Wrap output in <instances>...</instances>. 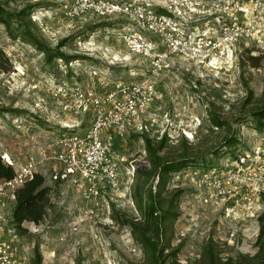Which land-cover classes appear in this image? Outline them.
Segmentation results:
<instances>
[{
    "label": "rangeland",
    "instance_id": "rangeland-1",
    "mask_svg": "<svg viewBox=\"0 0 264 264\" xmlns=\"http://www.w3.org/2000/svg\"><path fill=\"white\" fill-rule=\"evenodd\" d=\"M193 1L208 10L199 27L217 31L229 28L225 50L217 56V70L173 58L152 78L156 97L146 114V131L129 134L115 145L119 190L87 200L70 182L53 184V166L46 164L40 172L52 188V207L41 224H23L26 232L18 236L23 264H195L207 244L213 245L222 259L257 252L258 218L264 209V133L240 125L238 120L264 104V0ZM70 2L0 0V5L12 13L35 5L31 20L37 29L32 31L51 50L42 53L20 38L13 39L0 25V149L18 164L55 147L63 134L90 126V113L75 116L63 109L68 98L55 90L62 81L82 88L94 86L103 94L117 82L151 77L148 59L129 54L118 36L122 27H135L129 20L100 19L90 14L70 19L65 16ZM234 28L249 33L234 37ZM146 35L158 40L150 33ZM48 55L57 57L48 59ZM93 70L96 76L91 74ZM69 124L77 127L69 129ZM234 132L239 133V145L221 148ZM161 138H166L164 153L187 148L199 158L204 154L207 165L170 175L163 197L181 193L177 218L165 222L164 233L158 237L159 244L167 246L159 262L151 242L139 234L136 237L113 217L142 220L132 198L135 179L130 187L128 169L147 166L145 140L156 143ZM257 148L262 151L248 163L249 186L217 204L205 203L208 190L201 183L205 170L224 169L234 160L231 156L237 158ZM138 184L143 180L139 178ZM148 184L144 187L147 192L155 189L154 181ZM84 209L93 214L85 218ZM148 238L158 241L155 230Z\"/></svg>",
    "mask_w": 264,
    "mask_h": 264
},
{
    "label": "built area",
    "instance_id": "built-area-1",
    "mask_svg": "<svg viewBox=\"0 0 264 264\" xmlns=\"http://www.w3.org/2000/svg\"><path fill=\"white\" fill-rule=\"evenodd\" d=\"M206 11L193 0H71L65 11V16L70 19L90 14L100 19L121 17L129 20L135 27H122L118 36L129 54L148 59L151 77L117 82L103 94L94 86L82 88L62 81L55 90L57 95L68 98L63 109L75 116L90 113V126L81 132L63 134L55 147L37 157H28L22 164L0 149V161L13 170L11 178L0 179V264H23L18 254V235L12 223L10 203H14L16 191L35 174H41L40 170L46 164L53 166L50 173L53 184L70 182L81 189L87 200H98L108 192L119 190L120 170L115 145L129 134L146 131V114L156 97L153 79L173 58L207 66L211 70H215V64L219 63L217 56L225 50L229 28L217 31L199 27ZM146 33L158 40L149 38ZM247 33V29L234 28V37ZM160 47L163 50H159ZM91 74L97 75L94 70ZM76 127V124L67 126L69 129ZM261 151L253 149L250 154L237 156L224 169L203 173L201 183L208 190L204 202L217 204L249 186L248 163ZM134 174L133 166L128 169L130 187ZM256 191L260 193L261 189ZM82 214L88 218L93 211L84 209Z\"/></svg>",
    "mask_w": 264,
    "mask_h": 264
},
{
    "label": "trees",
    "instance_id": "trees-1",
    "mask_svg": "<svg viewBox=\"0 0 264 264\" xmlns=\"http://www.w3.org/2000/svg\"><path fill=\"white\" fill-rule=\"evenodd\" d=\"M35 7V5H25L16 13H12L0 5V25L5 28L11 38H20L42 53H48L51 50L42 45L32 31L33 29H37L31 20ZM0 54H2L1 51ZM52 57L55 58L57 55H48V59ZM245 115L238 120L240 125L252 127L254 130L264 133V104ZM216 125L219 126V124ZM238 135V132H234L229 138H226L221 148L235 149L240 142ZM165 142L166 138H161L156 143H152L146 139L147 166H144L141 170L140 168L135 170V185L133 186L134 189H132V198L136 202L142 220L136 221L135 219H127L124 216L122 218L113 217L116 223L128 226L136 237L139 234L147 243L148 241L151 242L150 246L156 260L159 262H161L159 259L160 254L166 251L167 246L159 244L158 237H161L164 233L162 225L165 222H172L177 218V199L181 193V191H178L166 199L163 197V191L169 183L170 175L191 167L195 168L207 165L204 154L199 158V154L193 153L187 148L177 150L176 152L170 151L164 153ZM234 157L231 156L232 159H236ZM205 171L208 172L210 169ZM12 175V168L5 166L0 161V179H8ZM139 178L143 180L142 185L138 184ZM151 181L155 182V189H149V192H147L144 187L145 185H149L148 183H151ZM54 184L57 185L58 183ZM51 192L52 188L46 185L45 177L39 173L35 174L31 180L27 181L16 191L11 213L12 223L18 236H22L26 232V229L23 227L24 223L39 225L45 220L48 211L52 207ZM262 201L264 203V198ZM115 214L117 213L115 212ZM258 222L257 252L253 256L243 255L238 259H222L214 246L207 244L203 246L195 264H264V209L258 218ZM152 230H155L158 239L155 243L148 238V234ZM35 253L38 259H40L37 249Z\"/></svg>",
    "mask_w": 264,
    "mask_h": 264
}]
</instances>
